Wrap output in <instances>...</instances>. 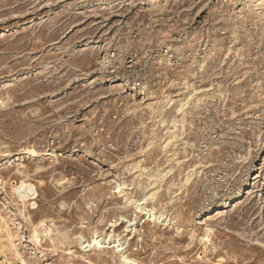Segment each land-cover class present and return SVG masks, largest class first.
Listing matches in <instances>:
<instances>
[{"label": "rangeland", "instance_id": "1", "mask_svg": "<svg viewBox=\"0 0 264 264\" xmlns=\"http://www.w3.org/2000/svg\"><path fill=\"white\" fill-rule=\"evenodd\" d=\"M0 264H264V0H0Z\"/></svg>", "mask_w": 264, "mask_h": 264}, {"label": "bare ground", "instance_id": "2", "mask_svg": "<svg viewBox=\"0 0 264 264\" xmlns=\"http://www.w3.org/2000/svg\"><path fill=\"white\" fill-rule=\"evenodd\" d=\"M28 153L36 155L37 152L34 149H28ZM32 188L34 189V186L29 184L27 185L24 181L22 182L21 186L17 187L15 190L18 191L20 197L25 200L27 197L31 195ZM29 199V198H28ZM140 207V206H138ZM213 208H217L216 205L212 206ZM24 214V213H23ZM24 216V215H23ZM35 238L38 239L37 232L35 231ZM94 243L100 244V240L98 238H94ZM93 243V245H94ZM90 246V245H89ZM99 246V245H98ZM120 249V248H119Z\"/></svg>", "mask_w": 264, "mask_h": 264}]
</instances>
